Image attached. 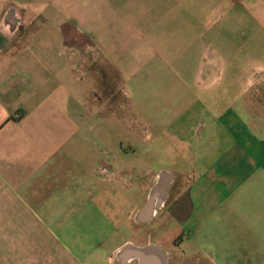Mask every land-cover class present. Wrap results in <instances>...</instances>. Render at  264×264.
<instances>
[{"label":"crops","instance_id":"0c3cea01","mask_svg":"<svg viewBox=\"0 0 264 264\" xmlns=\"http://www.w3.org/2000/svg\"><path fill=\"white\" fill-rule=\"evenodd\" d=\"M0 264H264V0H0Z\"/></svg>","mask_w":264,"mask_h":264},{"label":"flooded vegetation","instance_id":"af4514ba","mask_svg":"<svg viewBox=\"0 0 264 264\" xmlns=\"http://www.w3.org/2000/svg\"><path fill=\"white\" fill-rule=\"evenodd\" d=\"M163 185H165V183L161 182ZM161 183L159 184V186L157 187V189L154 190V195H157V193L159 192V189H160V185Z\"/></svg>","mask_w":264,"mask_h":264}]
</instances>
